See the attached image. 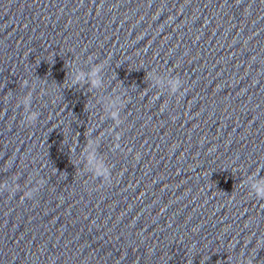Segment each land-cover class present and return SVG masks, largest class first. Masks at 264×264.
I'll use <instances>...</instances> for the list:
<instances>
[{
    "label": "water",
    "instance_id": "1",
    "mask_svg": "<svg viewBox=\"0 0 264 264\" xmlns=\"http://www.w3.org/2000/svg\"><path fill=\"white\" fill-rule=\"evenodd\" d=\"M256 182L264 0H0V264H264Z\"/></svg>",
    "mask_w": 264,
    "mask_h": 264
},
{
    "label": "clouds",
    "instance_id": "2",
    "mask_svg": "<svg viewBox=\"0 0 264 264\" xmlns=\"http://www.w3.org/2000/svg\"><path fill=\"white\" fill-rule=\"evenodd\" d=\"M98 69H93L92 72L90 73V76L92 77H95L96 73H97ZM83 77V74L80 73L78 74L76 77H75V82H79L80 79H82ZM91 85L93 87H95L97 85V81L96 80H91ZM27 100L28 98L25 97V100H24V103L27 104ZM36 119V115L33 113V114H30L27 118V123L31 124L34 120ZM254 189L257 191L258 195L264 199V183H261V182H256V184L254 185ZM12 190H15V186H13V189ZM29 198L31 196V193H27L26 194ZM258 243H261V241H257Z\"/></svg>",
    "mask_w": 264,
    "mask_h": 264
}]
</instances>
